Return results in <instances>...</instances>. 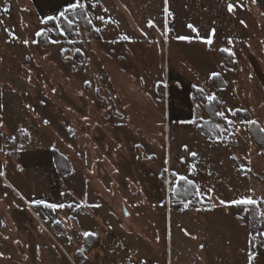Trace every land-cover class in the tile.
<instances>
[{"label": "rangeland", "instance_id": "1", "mask_svg": "<svg viewBox=\"0 0 264 264\" xmlns=\"http://www.w3.org/2000/svg\"><path fill=\"white\" fill-rule=\"evenodd\" d=\"M258 1L255 17L246 13L244 25L229 27L237 32L232 44L209 46L178 39L195 35L188 27L195 18L184 15L194 0L175 1L168 16L160 0L136 10L133 2V16L125 2L108 9L84 0L71 28L47 19L66 0H0V264H247L249 252L252 264H264ZM224 49L232 57L224 60ZM212 72L220 78L209 79ZM213 92L216 112L234 123L220 117L210 135L200 122L211 116L204 97ZM54 151L69 173L56 168ZM177 173L193 184L176 181ZM197 188L213 191L197 197ZM242 196L258 201L248 213L219 203ZM96 233L102 241L87 252Z\"/></svg>", "mask_w": 264, "mask_h": 264}, {"label": "crops", "instance_id": "2", "mask_svg": "<svg viewBox=\"0 0 264 264\" xmlns=\"http://www.w3.org/2000/svg\"><path fill=\"white\" fill-rule=\"evenodd\" d=\"M97 1H99V5L102 8H108V9L113 6V1L125 2L124 3L125 9L128 10L130 16H133L135 12L133 8L134 6L132 5L133 2H137V5L135 6V10H136L137 6L138 9H143V6L144 8H146V3L149 0H97ZM160 1H162L163 7L165 8V0H160ZM175 1L177 0H172L171 3L170 0H167V8L169 12H170V7L177 8L178 4ZM194 1H195L194 5H192L190 2L188 8L185 10L186 14H184L185 16H188L190 18L192 17L195 18L193 21L189 20L188 25L189 24L193 25L197 29L196 31L197 33H204V35L200 34V36L198 37L199 39L197 38L196 32H194L195 35L188 36L189 42L194 44H198L199 42L201 44H205L202 38L207 39L209 35L212 34L213 29L215 30L214 35H212V40L214 43L215 42L218 43L219 39L222 40L223 38H225L226 40L225 43L227 42L226 44H229V39H231V41H233L234 39V37H232L230 34L231 33L237 34V32H234V30L232 31L229 27L231 26L233 27L235 24L236 25L241 24V21H244L243 19H241V17L245 16L246 13L249 16L255 17L256 16L255 14L259 12V6H260L259 1L257 0V4L251 3L252 6L251 9V7L249 6V2H251V0H239L240 4L243 6L242 7L237 6L232 13H229L226 7L228 0H194ZM232 3L236 4V0H232ZM144 14L143 12L140 13V15L147 16L146 13ZM163 15L168 16V12L166 13L164 12ZM230 18H235V20H232ZM197 25L205 26V27L204 29L201 30L200 29L201 27L197 28ZM198 31H202V32H198ZM72 217L78 222V218L75 215L72 214ZM66 234H68L67 231ZM94 237H96L97 239H96V247H94L93 249L97 248V244L101 243L102 241L100 235H98L97 233L94 234ZM67 238L69 239V243L70 242L73 243V240L70 236H67ZM71 246L73 249L77 248V247L75 248L73 244ZM75 252H77L76 256L78 253H80L79 246Z\"/></svg>", "mask_w": 264, "mask_h": 264}, {"label": "snow or ice", "instance_id": "3", "mask_svg": "<svg viewBox=\"0 0 264 264\" xmlns=\"http://www.w3.org/2000/svg\"><path fill=\"white\" fill-rule=\"evenodd\" d=\"M88 2L91 4L92 7H95L96 5L94 3H92V0H88ZM257 2V0H251V3L255 4ZM237 6H243L240 4L239 0H236V4H233L232 3V0H228L227 4H226V7H227V10L229 13H232L235 8ZM86 5H85V2L84 0H66V6L63 8V10H61L58 14V16H55V17H48L47 19L48 20H60L61 18L63 19L64 23H66L68 25L69 28H71L74 23H75V20L72 18L73 16H76V15H79L80 14V11H83L85 9ZM5 11H7V9H5ZM105 11H107V9H105ZM165 12H168V15H171V12H169L168 8H167V0H165V9H164ZM69 13L72 14V16L69 15ZM98 20H101L103 21L104 20V17H97ZM3 22L0 21V24H2ZM88 23L91 24L92 23V20H88ZM241 24H244V21H241ZM148 25L149 27H152L154 26V22L153 21H148ZM55 27L60 30L61 34L64 33L65 29L62 28V26L60 24H56ZM188 27L190 29H192L193 32H196L197 29L189 24ZM96 31H99V29H95ZM9 30L8 29H5V32H8ZM214 32L215 30L213 29L212 30V34L209 35V37L207 39H203V42L209 46L212 45L213 43V40H212V35H214ZM36 36H41L42 33L41 32H36L35 33ZM17 37H15V35L13 34V39H16ZM121 39L123 40H130V37H128L127 35H123L121 37ZM178 39H181V40H185V39H188V37H184V36H181V37H178ZM32 43H39V41H36V40H32L31 41ZM51 43H56L57 41L55 40H52L50 41ZM22 43L24 44H28L29 41L28 40H24L22 41ZM229 43H232L231 39H229ZM224 51H227V52H231V49H224ZM219 74L216 73V72H212L210 75H209V79H213L215 77H217ZM90 82L89 81H85V84H89ZM97 91H99V89H97ZM199 91L201 93L204 92V89H199ZM82 95V93H81ZM209 104H214L217 102V95L216 93H211L209 95H206L204 97ZM2 107V106H0ZM199 107V105L197 106ZM227 112L229 113H233V110L232 109H227L226 110ZM234 114V113H233ZM214 115L218 116V117H221L226 124L228 125H231L234 123V121H232L231 119L228 118V116H226L225 114V111L224 110H221V111H217L214 113ZM45 123H47V121H45ZM189 123H196L195 120L193 121H189ZM246 123H249V124H252L254 123L253 121H247ZM216 127L219 129L221 128L222 126L217 124ZM224 131H227V129L225 128ZM261 131H264V129H261ZM223 133H221L222 135ZM185 150H187V146L185 145ZM192 157H196L197 156V153L196 152H190L189 153ZM235 159V158H234ZM192 168H195V165H192L191 166ZM243 168L244 166L241 165V171L243 173ZM248 171H251V169H248ZM243 174H246V173H243ZM0 175H3L2 172H0ZM175 175V180L176 181H181V182H184L186 184H193V181L189 180L186 176L184 175H180V174H174ZM173 187H175V184L173 185ZM187 191V190H186ZM213 191L212 188H209L207 190V193H201V191L197 188L196 191H195V195L197 197H202L204 195H207L208 193H211ZM249 192L252 191L251 189L248 190ZM209 199H211V197H209ZM203 202V201H201ZM34 203L36 204H40V205H43L44 207L46 208H49V209H52V210H56V209H59V208H63L65 207V205L63 204H55V203H49V202H46V201H43V200H38V201H34ZM191 203V201H187L185 202L184 204V207L187 208L189 206V204ZM219 203L221 205H225V204H229L231 206H243V211L244 213H248L252 210V206H255L257 205L258 201L256 199H253L251 196H242L238 199H234V200H231V201H224V200H220ZM98 207V205H97ZM213 207H215V205H213ZM240 219H243V217H238ZM264 234V233H262ZM83 235L85 236H88L89 233L88 232H84ZM255 257V253L253 252H249L248 255H247V264H252V261Z\"/></svg>", "mask_w": 264, "mask_h": 264}, {"label": "trees", "instance_id": "4", "mask_svg": "<svg viewBox=\"0 0 264 264\" xmlns=\"http://www.w3.org/2000/svg\"><path fill=\"white\" fill-rule=\"evenodd\" d=\"M63 21V20H62ZM63 23V26L65 27H67L68 25L66 24V23H64V21L62 22ZM89 25V24H88ZM220 54L222 55V57L224 58V60L225 59H229L230 57H232L231 56V54L230 53H228V52H226V51H221L220 52ZM220 77L219 76H217V77H215V78H213L214 80H216V79H219ZM194 91L197 93V89H194ZM209 103H207V107L208 108H206L207 110H211V116H210V118L207 120V121H201L200 122V128L202 129V131L204 132V133H210V135H213V133H214V130H216L217 129V127H216V125L217 124H219V123H221V118L220 117H218V116H216V115H214V113L216 112V110H217V108L219 107V104H218V102H216V103H214L213 104V111H212V108H209ZM236 114H238L239 116H241L242 114H246L245 112H239V111H237L236 112ZM197 123H198V121H197ZM246 125H247V123H246ZM213 139H215V138H218V137H212ZM256 145H258V146H260L258 143H257V141H256V139H253L252 140ZM54 159H55V164H56V168H58L59 170H63V169H65V168H67L66 169V171L64 172V173H69L71 170L70 169H68V162H67V160L65 159V157L64 156H62V155H60V154H58L57 152H55L54 151ZM190 197H192V196H190ZM188 198H186L184 201H186ZM194 198L191 200V204H194V205H196L195 203H194ZM35 207H37V206H35ZM38 207H43V206H38ZM89 238H92V239H94V240H96L97 238L96 237H94V236H91L90 235V237H87V239H89ZM86 239L84 238V240L83 241H85ZM95 242L96 241H94V243H92V244H95ZM86 244V242L84 243V245ZM96 245V244H95ZM95 245L94 246H91V247H89V249H88V251L87 252H89L90 250H92L94 247H95ZM80 255V253H78L77 254V257Z\"/></svg>", "mask_w": 264, "mask_h": 264}]
</instances>
